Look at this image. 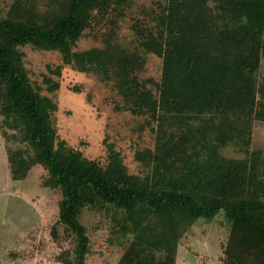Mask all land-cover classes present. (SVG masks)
Here are the masks:
<instances>
[{
    "label": "trees",
    "instance_id": "obj_1",
    "mask_svg": "<svg viewBox=\"0 0 264 264\" xmlns=\"http://www.w3.org/2000/svg\"><path fill=\"white\" fill-rule=\"evenodd\" d=\"M130 4L12 0L0 16V136L10 181L37 166L41 186L58 192L49 236L56 241L60 228L68 242L54 257L60 264H85L83 210L102 214L111 238L125 241L115 264H176L183 236L217 215L228 227L220 264H264V151L251 148L254 123H264V0H165L150 26L132 27L142 50L160 60L158 80L143 81L141 56L112 42ZM100 24L110 27L103 46L73 51ZM24 46L59 54L48 74L64 66L92 73L131 115L147 118L152 147L132 155L141 176L128 173L110 144L100 165L58 139L56 104L30 82ZM42 82L47 93L58 89ZM225 148L241 156L226 157Z\"/></svg>",
    "mask_w": 264,
    "mask_h": 264
},
{
    "label": "rangeland",
    "instance_id": "obj_2",
    "mask_svg": "<svg viewBox=\"0 0 264 264\" xmlns=\"http://www.w3.org/2000/svg\"><path fill=\"white\" fill-rule=\"evenodd\" d=\"M11 1L0 0V16ZM164 1L131 0L124 16L116 19V25L112 27V42L120 48L135 51L144 60L138 74L140 81L158 80L160 60L142 50L132 27L135 23L150 26V17L159 11ZM109 28L100 24L85 30L73 51L101 48V39ZM20 51L30 82L40 88L41 95L51 97L56 104L52 119L58 139L100 165L105 162V145L110 144L120 155L128 173L141 176L143 171L132 155L136 149L152 147L153 134L149 127L153 125L147 123V118L131 115L115 90L101 83L92 73H78L64 66L58 77L48 74L47 67L54 69L60 65L58 53L38 51L29 46ZM260 74L264 76V71ZM44 77L57 83L58 89L47 93L42 82ZM72 87L79 88L80 92L73 93ZM6 132L11 134V131ZM3 145L0 136V264H60L54 257L69 247L68 242L60 228L56 241L49 236V229L56 219L59 194L41 186L44 172L37 166L30 168L24 180L10 181ZM9 145L13 149L23 146L18 142H9ZM251 148L264 151V123H254ZM222 153L232 158L241 156L231 148L223 149ZM80 222L89 239L85 264H115L125 241L115 242L111 238L110 222L102 214L87 210L82 211ZM227 234V223L221 215L210 221L199 219L180 240L176 264H220Z\"/></svg>",
    "mask_w": 264,
    "mask_h": 264
}]
</instances>
